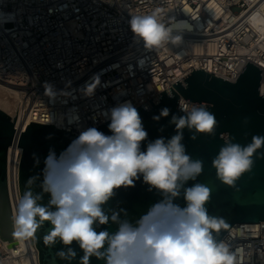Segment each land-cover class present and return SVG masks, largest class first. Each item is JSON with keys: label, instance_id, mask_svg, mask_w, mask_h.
<instances>
[{"label": "built area", "instance_id": "built-area-1", "mask_svg": "<svg viewBox=\"0 0 264 264\" xmlns=\"http://www.w3.org/2000/svg\"><path fill=\"white\" fill-rule=\"evenodd\" d=\"M263 9L264 0H0V88L19 101L14 129L23 132L35 122L79 135L107 122L112 107H138L210 64L227 67L224 77L209 73L233 82L252 62L248 53L256 32L248 21L261 12L264 22ZM231 11L244 14L225 19ZM153 13L165 26L174 25L173 35L181 39L146 49L129 21ZM47 84L54 99L46 94ZM21 152L17 142L6 155L13 224L21 199ZM220 241L240 250L239 264H264V241L248 231L233 225ZM8 245L0 239V264H39L33 236L23 235L21 253Z\"/></svg>", "mask_w": 264, "mask_h": 264}, {"label": "clouds", "instance_id": "clouds-1", "mask_svg": "<svg viewBox=\"0 0 264 264\" xmlns=\"http://www.w3.org/2000/svg\"><path fill=\"white\" fill-rule=\"evenodd\" d=\"M129 24L149 50L181 39L173 35L175 26H165L155 13L134 15ZM92 90L87 89L88 93ZM46 94L55 98L51 84L46 85ZM208 107L180 100L183 115H172L170 120L176 134L149 142L143 151L141 145L148 133L138 109L131 102L109 109L105 115L111 135L87 127L59 157L49 150L40 185L42 192L50 195L49 202L39 203L42 195L30 188L24 193L15 217L17 235L32 236L49 222L52 227L43 239L49 246L62 243L65 247L56 255L69 264L77 256L71 247L74 242L83 252L79 264H90L92 257L105 264H239L240 250L232 251L228 243L215 237L225 221L208 212L210 188L199 182L185 187L203 173L204 163L186 153L183 130L215 135L218 122ZM169 113L170 109L164 107L152 119L158 122ZM191 138L196 139V135ZM221 138L225 143L212 159V167L219 181L235 187L237 180L252 170L254 154L264 159V153H257L264 147V136L254 135L246 146L232 142L227 133ZM35 163H39L38 157ZM141 176L149 191L155 189L163 198L135 224L120 219L116 211L109 216L103 205L117 189L134 186ZM181 193L184 207L174 203ZM109 221L118 225L115 233L96 230Z\"/></svg>", "mask_w": 264, "mask_h": 264}, {"label": "water", "instance_id": "water-1", "mask_svg": "<svg viewBox=\"0 0 264 264\" xmlns=\"http://www.w3.org/2000/svg\"><path fill=\"white\" fill-rule=\"evenodd\" d=\"M182 79L183 82L176 81L172 87L136 107L148 133L147 139L142 142L141 150H146L147 144L157 138L170 139L176 134L175 126L170 123V120L172 115H183L177 108L181 99L196 104L205 103L209 106L208 110L215 115L218 122L215 135L195 134L187 128L183 130L182 143L185 145L186 153L193 160L199 159L204 163L203 173L196 181H188L185 187L199 182L210 188L211 201L206 205L208 212L225 221V226L215 234L216 239L220 241L235 224L264 221V159H259L254 154L252 170L237 180L235 187L227 186L219 181L216 170L212 167V159L225 143L221 138L224 133L230 135L232 142L242 146L251 143L254 135L264 136V69L252 62H247L233 82L202 69L192 70ZM18 102L0 88V239L9 242L6 247L14 254L21 251L16 242L6 190L8 146H16L19 142L22 149L18 165L20 198L30 188L33 193L42 195L39 203L47 205L50 195L42 192L40 187L45 158L50 149H53L59 157L60 153L78 136L53 125L35 122L24 125L23 132L15 130ZM164 107L170 109L169 116L161 118L158 122L154 121L152 117L159 115ZM107 123L97 128L111 135ZM193 135H196V139L191 138ZM257 153H264V147L258 149ZM36 157L39 158L38 164L35 163ZM30 178H32L31 183ZM162 198L155 189L149 191V186L143 182L141 176L135 180L134 186L117 189L115 195L103 205V208L109 216L116 211L120 213V219H127L135 224L152 205ZM174 203L181 207L185 206L183 193L175 199ZM51 227V224L46 221L32 235L39 264H69L56 255L57 251L64 249L65 246L62 243L57 242L54 246H49L43 239ZM96 230L115 233L118 225L109 221L107 225L97 226ZM71 247L76 251L77 256L70 264H79L83 252L75 242ZM90 264H105V261L92 257Z\"/></svg>", "mask_w": 264, "mask_h": 264}, {"label": "bare ground", "instance_id": "bare-ground-1", "mask_svg": "<svg viewBox=\"0 0 264 264\" xmlns=\"http://www.w3.org/2000/svg\"><path fill=\"white\" fill-rule=\"evenodd\" d=\"M243 12L234 13L226 12L225 19L227 17H230L231 15H234L233 17L236 18L237 15ZM262 13L264 14V9L262 10ZM261 12H259L258 15L250 18L248 23L252 26L256 34L254 35V39H252V45H251V52L248 53L250 56V59L254 64L257 66H264V22L262 16H260ZM245 16V15H244ZM209 51H212L213 49V43L209 42ZM198 45H195V50H197ZM249 50V51H250ZM248 51V50H247ZM248 51V52H249ZM181 54V53H179ZM227 67H214L213 65H208L205 70L211 73H216V75L224 77L223 74L227 71ZM234 228L238 229V232H244L245 230L250 233L251 236H257L261 240L264 241V221L261 222H253V223H238L234 225ZM14 231L16 234V237L18 239L17 244L22 241L23 235H17V228L14 222ZM264 243V242H263Z\"/></svg>", "mask_w": 264, "mask_h": 264}]
</instances>
